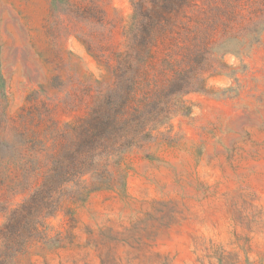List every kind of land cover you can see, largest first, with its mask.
I'll return each instance as SVG.
<instances>
[{
	"label": "rangeland",
	"instance_id": "rangeland-1",
	"mask_svg": "<svg viewBox=\"0 0 264 264\" xmlns=\"http://www.w3.org/2000/svg\"><path fill=\"white\" fill-rule=\"evenodd\" d=\"M197 5L136 95L169 118L98 187L71 183L46 238L11 264H264V0ZM133 12L130 0H0V227L63 146L78 153L74 129L134 92L122 66Z\"/></svg>",
	"mask_w": 264,
	"mask_h": 264
},
{
	"label": "trees",
	"instance_id": "trees-1",
	"mask_svg": "<svg viewBox=\"0 0 264 264\" xmlns=\"http://www.w3.org/2000/svg\"><path fill=\"white\" fill-rule=\"evenodd\" d=\"M133 16L127 36L133 58L122 66L134 69V92L116 97L102 112L95 111L74 129L76 151L66 147L53 161L43 185L16 208L0 227V264H11L35 242L46 238L47 221L62 210L68 186L86 175L106 176L110 160L146 141L152 130L169 118V111L155 100H138L140 80L155 57V49L196 14L198 0H130ZM104 168L101 173L97 167ZM94 185V186H95ZM96 187V188H97ZM101 187H99L100 189Z\"/></svg>",
	"mask_w": 264,
	"mask_h": 264
}]
</instances>
